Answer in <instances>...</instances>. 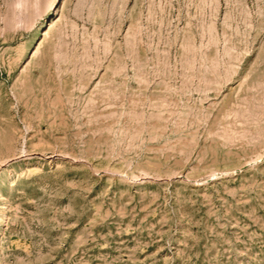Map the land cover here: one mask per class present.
<instances>
[{
  "label": "rangeland",
  "instance_id": "rangeland-1",
  "mask_svg": "<svg viewBox=\"0 0 264 264\" xmlns=\"http://www.w3.org/2000/svg\"><path fill=\"white\" fill-rule=\"evenodd\" d=\"M55 3L0 0V264H264V0Z\"/></svg>",
  "mask_w": 264,
  "mask_h": 264
},
{
  "label": "bare ground",
  "instance_id": "bare-ground-1",
  "mask_svg": "<svg viewBox=\"0 0 264 264\" xmlns=\"http://www.w3.org/2000/svg\"><path fill=\"white\" fill-rule=\"evenodd\" d=\"M53 2V1H52ZM59 4V0H56V3L52 6V7H54V9L57 7V5ZM51 8V7H50Z\"/></svg>",
  "mask_w": 264,
  "mask_h": 264
}]
</instances>
